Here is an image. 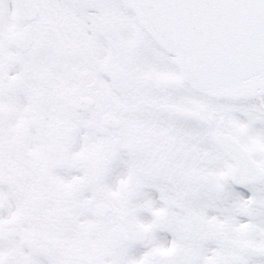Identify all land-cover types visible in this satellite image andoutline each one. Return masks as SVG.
I'll return each mask as SVG.
<instances>
[{"label": "snow or ice", "instance_id": "snow-or-ice-1", "mask_svg": "<svg viewBox=\"0 0 264 264\" xmlns=\"http://www.w3.org/2000/svg\"><path fill=\"white\" fill-rule=\"evenodd\" d=\"M0 264H264V0H0Z\"/></svg>", "mask_w": 264, "mask_h": 264}]
</instances>
